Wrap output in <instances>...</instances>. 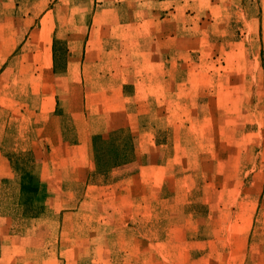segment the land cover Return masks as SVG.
<instances>
[{"label":"rangeland","instance_id":"obj_1","mask_svg":"<svg viewBox=\"0 0 264 264\" xmlns=\"http://www.w3.org/2000/svg\"><path fill=\"white\" fill-rule=\"evenodd\" d=\"M0 264H264V0H0Z\"/></svg>","mask_w":264,"mask_h":264},{"label":"trees","instance_id":"obj_2","mask_svg":"<svg viewBox=\"0 0 264 264\" xmlns=\"http://www.w3.org/2000/svg\"><path fill=\"white\" fill-rule=\"evenodd\" d=\"M23 175H24V178H27V179L31 178V174L29 172H25ZM27 190H30L32 193H35L37 191L36 189H33V186L31 184H25L23 182L22 183V191H27Z\"/></svg>","mask_w":264,"mask_h":264},{"label":"crops","instance_id":"obj_3","mask_svg":"<svg viewBox=\"0 0 264 264\" xmlns=\"http://www.w3.org/2000/svg\"><path fill=\"white\" fill-rule=\"evenodd\" d=\"M77 136H78V134H77ZM85 140L87 141V138H85V136H84V140H82V142H81V139H78V137H77V140L72 143V146H75V145L78 146L81 143H85ZM62 141H63V143L68 144V142H64V140H62Z\"/></svg>","mask_w":264,"mask_h":264}]
</instances>
